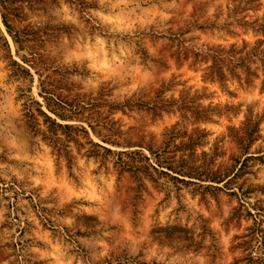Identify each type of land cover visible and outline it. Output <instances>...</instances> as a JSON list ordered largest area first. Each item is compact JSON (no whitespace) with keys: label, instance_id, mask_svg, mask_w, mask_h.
<instances>
[{"label":"rangeland","instance_id":"obj_1","mask_svg":"<svg viewBox=\"0 0 264 264\" xmlns=\"http://www.w3.org/2000/svg\"><path fill=\"white\" fill-rule=\"evenodd\" d=\"M0 264H264V0H0Z\"/></svg>","mask_w":264,"mask_h":264}]
</instances>
